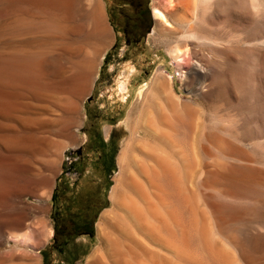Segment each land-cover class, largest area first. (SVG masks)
<instances>
[{
	"label": "rangeland",
	"instance_id": "374dc122",
	"mask_svg": "<svg viewBox=\"0 0 264 264\" xmlns=\"http://www.w3.org/2000/svg\"><path fill=\"white\" fill-rule=\"evenodd\" d=\"M81 1H76L74 10L78 21L86 23V32L73 37L74 41L70 39L73 44L68 42L70 36L62 44L63 36L51 32L52 25L59 21L54 15L35 12L43 17L41 20L34 13L21 17L13 8L0 7V53L6 55L11 48L15 51L19 44L18 51L30 52L25 55L16 50L5 57L0 54V71L44 47L47 52L57 49L54 44L66 42L72 46L65 48L78 57L64 56L68 61H62L63 74L58 81L76 73L81 61L84 65L87 60L90 68L89 61L96 63L81 88L46 91L37 94L38 99L26 95L24 102L31 97L28 102L39 109V115H33L39 126H32L36 140L32 151H10L0 146V264H88L99 249H104L105 236L109 235L121 245L122 257L134 264H264V0H190L197 11L192 30L177 23L178 18L164 8V0H139L145 7L137 11L128 2L138 0H99L106 28L105 39L100 37L103 46L96 37L100 48L91 34L89 6L84 9L85 16L79 17L84 15ZM88 1L82 3L86 6ZM157 6L165 12L172 31L154 18ZM146 24L151 31L145 39L134 42ZM38 34L49 35L45 41L48 46L41 42L31 46L20 40ZM15 37L26 47L20 41L16 45ZM88 37L94 39L92 44ZM41 44V49L33 48ZM93 44H97L91 47L94 53L89 49ZM174 44L187 51L182 67L169 54ZM85 45L89 56L82 47ZM127 63L136 66V77L130 84L132 92L123 97L117 80L124 77L121 74ZM161 70L171 75L172 90L181 98L180 105L189 104L192 109L186 113L179 108L174 116L171 105L165 112L171 120L166 131L185 150L187 167L176 147L174 176H161L157 190L142 178L144 198L134 195V199L145 209L143 222L147 229L151 226V238L134 226L128 214L120 212L113 220L117 233L107 225L101 239L98 226L105 208L113 207L111 192L120 174L119 158L132 135L136 114L151 98L154 79ZM179 70L186 72L185 85L183 71L180 79L173 77ZM113 91L116 93L111 95ZM66 109L72 113L67 114ZM96 198L100 206L92 217V237L77 239L78 234L72 230L66 242L54 243V217L67 224L78 209L89 211ZM49 230L51 236L47 235ZM28 231L36 234V243L24 249L12 236ZM119 258H115L117 263ZM111 262L115 264L111 258L104 263Z\"/></svg>",
	"mask_w": 264,
	"mask_h": 264
},
{
	"label": "bare ground",
	"instance_id": "6f19581e",
	"mask_svg": "<svg viewBox=\"0 0 264 264\" xmlns=\"http://www.w3.org/2000/svg\"><path fill=\"white\" fill-rule=\"evenodd\" d=\"M76 1H78V0H0V7L5 6L7 9H8V7H9V9L13 8L17 11V13L19 12L18 15H20L21 17H24V16L28 17L27 15H29V17H31L30 15L32 13L35 14V12H44V13H49V14L54 15L55 16L54 18L57 17L58 18L57 20H59V21L56 20L58 23H56L55 25L51 24L52 25L51 32L53 34L60 35L61 37L63 36L64 38L63 37L61 38L60 36L58 37V38L64 39V40H61V43H62V41H66L69 38L68 37L66 39L65 38L66 36H70L71 38H69L68 42H70V41L72 42L73 37H77V36L80 37L81 34H85V32H86V23L85 22H79L77 19V16L75 15V13L77 12L74 10L75 4L77 3ZM82 1H81L80 6L82 7L83 11H84L85 7L87 8V6H89V10L88 9L87 10L89 12L88 15L90 16V23H91V28H92L91 34L93 35L92 37L93 38H96V37L100 38L101 37L102 39L103 38L105 39L106 36L103 37V35L105 33L106 28H105L104 21H103L104 17L102 15V7L100 4L101 1L89 0L86 6L84 3H82ZM164 1H165L163 3L164 8L168 11V13L170 15L176 16L178 18L177 19L178 24H180L181 26H184L186 28V30L194 29L193 24H195L194 22L196 19L197 11L194 9L196 7L194 6L193 3H191L190 0H186V1L185 0L184 1H182V0H164ZM80 6L78 5V7H80ZM76 7H77V5H76ZM1 10H4V9H1ZM79 11H80V9H79ZM11 12L14 13L13 10H11ZM20 12H22L25 15H22V13L20 14ZM153 13H154V18L158 21V23L160 25H162L166 30L172 31V29H171L172 24L167 19L165 12L160 7H158V6L154 7ZM85 14H86V11H84V15L80 14L81 16H79V15L78 16L81 18V17L85 16ZM18 15H16V16H18ZM14 16H12V17H14ZM16 16H15V18L20 17V16H18V17H16ZM35 16H36V14H35ZM35 16H33L32 18H35ZM38 17L39 16H36V18H38ZM41 17H39V18H41ZM15 18H13V20ZM42 18H41V20H43ZM44 18H46V17H44ZM11 20H12V18H11ZM48 20H50V19H48ZM25 22H28L27 24L30 23L33 25L37 24V23H34L32 21H25ZM45 25L48 26V23H46ZM0 28L3 31V26H0ZM2 31H0V32H2ZM44 35H46V34H44ZM29 36L28 37L25 36V39L22 38L23 37L22 36L20 38V40H25L24 42L27 43V45L28 44L31 45L34 43L38 44L40 42L42 44L43 43L47 44L48 42H45V41L49 40V39H47L48 38L47 36H49L48 34L46 36H43V37H41V35L39 36V34H38V36L34 35V38L33 37L31 38V36L30 37ZM92 37H90V38L88 37L90 39V42H91V43L89 42L90 44H92V42L94 41V39H92ZM28 38H30V39H28ZM52 38H53V36L50 39H52ZM58 38H56V39H58ZM101 38L99 41H101ZM70 39H72V40H70ZM91 39H92V41H91ZM14 40H17V41H14ZM14 40H13L14 43H16V45H18L17 42L20 41L19 38L15 37ZM58 40H60V39H58ZM74 40H76V39H74ZM81 40L83 41L84 39H81ZM97 40L98 39L96 38V41H94V42H96L98 44ZM2 41H0V42H2ZM11 41H12V39H11ZM13 41L10 44H13ZM42 41H44V42H42ZM77 41H79V39ZM87 41H89V40H87ZM180 41H183V40H180ZM5 42H6V40H4V43ZM68 42L65 43L66 46H65V44L62 45L63 43L59 45L58 44V43H60L59 41L57 43L59 46L52 43V44H54V46H57V49L52 48V50H50V51L46 50L47 52H44L45 51L44 48H46V47H44L42 49L43 51H40V50L37 51L39 53L35 54L32 57L29 56L30 58H27V60L15 61L14 64H12V65L10 64L11 66L9 68L2 69L0 71V122L7 123V125H6L7 127L0 125V142H1L0 146L2 148L10 149V151H11V149L12 150L18 149L20 151L21 148L22 149L28 148L29 151H32L31 148L34 146L35 141H36L34 139L32 126L35 125V123H37L36 121L33 120V115L37 114L39 109L36 110L35 105L28 102L31 100V97H29L30 100L27 99L28 103L24 102V99L28 98V96H26V95H29V96L32 95L34 97L36 96V98L38 99L39 97L37 96V94H42V93L44 94V92H46V91H54V90H57V91L63 90L65 92H66V90L74 91V90H76V88H81L86 83V81L89 77L91 68L95 66L94 64H96V63H93V65H92L91 62H94L95 60L94 61L88 60L90 62V65H91V68H90L88 65L89 63H87V60H86L87 64L84 63V65H82L83 62L81 61L82 62L81 63L76 58L78 63L80 62L79 66H78V71L76 73H74L73 75H71L70 77H68L62 81L57 80L63 74V70H62L63 63H62V61H64V60L68 61L67 58H65L64 56L65 55H67V56L77 55V54H71V51L69 49L65 48V47H68L67 46L68 44H69V47L72 46ZM20 43H21V46L23 45L24 48L26 47V45L23 44V42L20 41ZM103 43L104 42L102 40L99 44L102 45ZM45 44H43V45L45 46ZM48 44H47V46H48ZM71 44H73V42ZM84 44H88V43L85 41ZM90 44H88V45H90ZM94 44L91 45L89 47V49H91V47H93V46H95V48H96L97 44L96 45H94ZM179 44H182V43H179ZM179 44H177V45L174 44L175 46L174 47L172 46V48L169 51V54L171 55L173 60L177 63V65H179V67H182L183 63H185L186 58H187V53H186L187 51L184 52L183 48H181ZM183 44H184V42H183ZM41 45L40 46L35 45V46H33V48L38 47V49L39 48L41 49V47H43V45L42 46ZM61 45L64 47H62ZM74 45H76V46L79 45V47H81L80 44H74ZM74 45H73V47L75 48L76 46H74ZM18 47H20V44ZM58 47L60 49H58ZM79 47H76L78 49V51H79ZM82 47L84 48V47H86V45L82 46ZM17 48H15L17 50V52H23L25 54V52H24L25 49H23V51H18ZM95 48H94V50H95ZM99 48H100V45H99ZM5 49L6 48H4V50ZM53 49H55V50H53ZM86 49H87L86 50L87 52H85V51L84 52L86 53L85 55L87 56L90 53L88 52V47H86ZM10 50L14 53L16 51V50L15 51L12 50V48ZM29 50L35 51V49H32V48H30ZM97 50H95V51L100 52V50H98V51ZM12 52L9 51V53H7L6 55H10ZM80 52L81 51H79L78 54H81ZM2 53H0V54H2ZM29 53L30 52H28V54ZM93 53H94V51H93ZM4 54L5 53H3V55ZM28 54H25V55H28ZM6 55H4L3 57H5ZM85 55H84V59H85ZM90 56H92V55H90ZM75 57H73V58H75ZM77 57H78V55H77ZM193 66H194V64H193ZM72 68L74 69L75 66L71 67V69ZM123 70H124V72L121 75H124V77L118 78L117 87L121 90L120 91L121 96L127 97L128 95H130V93L133 90V88L130 84L133 81V79H135V77H136V75H135L136 66H133L132 64L127 63L123 67ZM182 74H181V77H183L182 81L185 85V84H187L186 80H185L187 75H186L185 71H183ZM172 81L173 80H172L171 75L165 74V72L162 70L160 72H158V74L156 75V77L154 79L153 87L150 91L151 95H152L151 98L149 99V101L146 102V104L144 102V107L141 110V112L139 113V115L137 116V114H136V119H134L135 120L134 127H132V131H131L132 135L128 139V141H127V143H126V145H125V147L121 153V156L119 158L120 174L117 178L116 186H114V188L111 192L112 193L111 201L113 203V207L110 210L105 211L103 219H102V223L99 224V226H98L99 235H100L101 239L104 238L103 237V235H104L103 230H104L105 226L108 225L111 228H114V229L116 228V225H115V223H113V220L115 222V218L119 217L120 212L122 215H124V213L128 214L130 220L133 221L134 226L137 229L141 230L143 233L144 232L148 233V235L147 234H145V235L147 236V238L148 237L151 238V236L149 235V233H151L150 232L151 230H149V229H151V226L149 227V225H148L149 229H147V226H145L144 222H143L145 220V219H143V216L145 214L144 213L145 209L142 210L141 205H139L140 203L138 204L137 200L134 199V195L139 197V198H142L144 196L143 190H145L146 188L142 187V181L141 180L143 177H146L148 182H150L152 184L151 188L153 186L155 189L156 188L158 189L159 185H161V183H160L161 176H163V175L174 176V172H177V167L173 164V159H174L173 158V153H174L173 148H176V147L178 148L177 153L183 159V163L185 166L188 162L187 156L185 155V152H184L185 150L183 149L181 144H179L177 142L175 143L173 141V138L166 131V128L168 126H170L171 120H170V117L165 114V112L169 107H171V105H173L172 107H173V115L174 116H175V113H177V111L179 110V108H180V110L186 111V113H191V110H192L191 107L189 106V104L180 105L179 101L181 102V98L177 96L178 94H175L173 92ZM114 93H116V91H113L111 93V95H113ZM36 98H35V100H36ZM32 99H33V97H32ZM61 100H63V98ZM66 106H68V105H66ZM33 108H35L36 113H35V110ZM33 110H34V112H33ZM139 110H137V111H139ZM65 111H67V114L72 113V112L70 113V111L68 113L67 109ZM67 114H66V116H67ZM37 115H39V114H37ZM40 115H41V113H40ZM34 118H35V115H34ZM8 124H11V126L10 125L8 126ZM44 125H45V123H44ZM35 126L37 128V126H39V123H38V125H35ZM35 126H33V127L35 128ZM36 149H38V148H36ZM27 150H25V151H27ZM2 151H3V149H2ZM17 160H20V159L17 158ZM186 167H184V168L186 169ZM150 210H152V208H150ZM145 212H147V211H145ZM149 212H151V211H149ZM149 212H148V215H149ZM154 214H155V212H154ZM146 215H147V213H146ZM150 215H152V214H150ZM155 215L157 216V214H155ZM155 217H153V218L154 219H158V217L160 218V216H158L156 218ZM122 222L123 221H121V223ZM148 223H150V222H148ZM153 223H151V224L153 225ZM161 225H159V227ZM120 227H121V225H120ZM120 227H118V228L120 229ZM121 228H122V229H120L121 234L123 235L124 234V227H121ZM156 230L157 229H155V231ZM116 231H117V228H116V230H114V232H116ZM158 231H160V230H158ZM22 233H24V232H22ZM156 233L157 232H155V235H156ZM50 234H52L51 230L47 231V235H50ZM128 234H129V232H128ZM13 235H14V233H13ZM35 235L32 231H30L29 233L26 232L25 234L16 235V236H12V237H13V240L16 244L21 246V248L25 249V248H32L34 246V244L36 243V236ZM111 235H113V234H111ZM157 235H159V234L157 233ZM114 239H116V238L114 237ZM114 239L112 237H110V235L107 237L105 236V247H104V249H99L90 258V260L88 261V264H100V262H102V261H103V263L104 262L106 263V260H108V258L114 259L115 264H134V262L130 261L129 259H124L125 257H122V255H121L122 253H120L121 245H119L116 241H114ZM126 239H128V238H126ZM129 239H130V237H129ZM146 250H148V249H146ZM145 252L148 253L147 251H145ZM119 254L121 255L120 258H119ZM136 256H137V254H136ZM117 257L119 258L118 263L116 262L117 259L115 260V258H117ZM188 257H191V256H188ZM149 258H147V259H149ZM111 264H112V262H111Z\"/></svg>",
	"mask_w": 264,
	"mask_h": 264
},
{
	"label": "flooded vegetation",
	"instance_id": "af4514ba",
	"mask_svg": "<svg viewBox=\"0 0 264 264\" xmlns=\"http://www.w3.org/2000/svg\"><path fill=\"white\" fill-rule=\"evenodd\" d=\"M128 4L131 5L134 11L143 9L145 7L144 3H142L139 0L137 2L129 1ZM146 25L141 26V31L139 32L138 37L135 38L134 42H138L139 40L144 39L143 34H145ZM98 199L99 198H96V200L93 201V204L89 208L90 209L89 211L85 210L84 208L78 209L79 212L74 217L70 216L71 219L67 224L58 222V220L56 219L58 218V216H55L54 217L55 234L52 238V241L54 243L55 242L58 243L62 240L66 242L68 239H70L71 234L69 233L72 230L75 231L74 232L75 234H78L77 239L91 238L89 237L88 234H92L91 232L92 217L95 215V210L98 209V207L100 206Z\"/></svg>",
	"mask_w": 264,
	"mask_h": 264
},
{
	"label": "water",
	"instance_id": "95a60500",
	"mask_svg": "<svg viewBox=\"0 0 264 264\" xmlns=\"http://www.w3.org/2000/svg\"><path fill=\"white\" fill-rule=\"evenodd\" d=\"M150 31H151V26H150V24H147L146 25V29H145V34H143L144 39L146 37V34L149 33ZM87 100L90 101L91 100V96L87 97ZM77 152L79 153L80 150H78ZM88 235H89V237H92V234H88Z\"/></svg>",
	"mask_w": 264,
	"mask_h": 264
},
{
	"label": "built area",
	"instance_id": "2783aa9c",
	"mask_svg": "<svg viewBox=\"0 0 264 264\" xmlns=\"http://www.w3.org/2000/svg\"><path fill=\"white\" fill-rule=\"evenodd\" d=\"M180 71H183V70L176 71V72L173 74V77H175V78H177V79H180Z\"/></svg>",
	"mask_w": 264,
	"mask_h": 264
},
{
	"label": "crops",
	"instance_id": "0c3cea01",
	"mask_svg": "<svg viewBox=\"0 0 264 264\" xmlns=\"http://www.w3.org/2000/svg\"><path fill=\"white\" fill-rule=\"evenodd\" d=\"M108 210H110V209H106V208H105V210H104V211H108Z\"/></svg>",
	"mask_w": 264,
	"mask_h": 264
}]
</instances>
